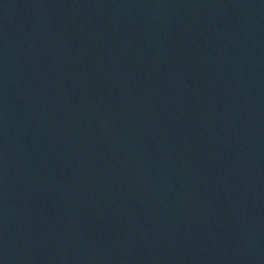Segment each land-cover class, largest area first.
<instances>
[{
    "label": "water",
    "instance_id": "95a60500",
    "mask_svg": "<svg viewBox=\"0 0 264 264\" xmlns=\"http://www.w3.org/2000/svg\"><path fill=\"white\" fill-rule=\"evenodd\" d=\"M0 264H264V0H0Z\"/></svg>",
    "mask_w": 264,
    "mask_h": 264
}]
</instances>
